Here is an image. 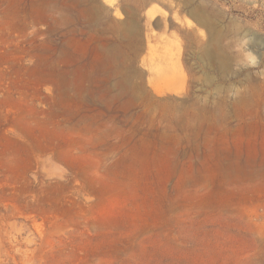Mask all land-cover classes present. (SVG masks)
Instances as JSON below:
<instances>
[{"label": "rangeland", "instance_id": "obj_1", "mask_svg": "<svg viewBox=\"0 0 264 264\" xmlns=\"http://www.w3.org/2000/svg\"><path fill=\"white\" fill-rule=\"evenodd\" d=\"M0 264H264V0H0Z\"/></svg>", "mask_w": 264, "mask_h": 264}]
</instances>
